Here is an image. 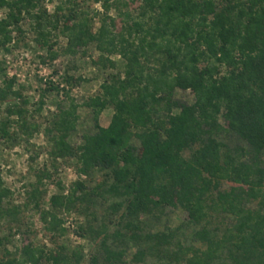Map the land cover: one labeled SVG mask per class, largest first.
Segmentation results:
<instances>
[{
    "label": "trees",
    "instance_id": "obj_1",
    "mask_svg": "<svg viewBox=\"0 0 264 264\" xmlns=\"http://www.w3.org/2000/svg\"><path fill=\"white\" fill-rule=\"evenodd\" d=\"M87 1L59 0L49 13L43 0H1L7 12L0 50L8 51L12 33L28 19L50 59L57 54L49 38L59 32L67 38L64 54L92 45L99 53L93 65L113 67L118 56L123 72L108 75L84 102L93 131L79 145L69 142L77 105L71 100L51 116L43 130L49 156L75 159L84 180L51 196L47 209L32 188L28 198L55 246L21 239L10 251L13 235L0 236V264H126L131 251L132 264H264V0H93L102 11L92 13ZM13 83L0 87V104L19 96ZM56 90L50 84L44 91ZM177 90L190 91L193 102L177 99ZM107 108L113 113L101 126ZM6 113L0 141L12 137V117L29 136L37 130L16 104ZM96 174L101 180L88 186ZM206 175L232 187L206 197ZM10 196L0 178V222L20 234L21 208L9 204ZM167 208L181 209L182 222L154 231L150 219ZM74 211L92 220L76 232L93 245L88 255L56 245L67 232L60 215Z\"/></svg>",
    "mask_w": 264,
    "mask_h": 264
},
{
    "label": "rangeland",
    "instance_id": "obj_2",
    "mask_svg": "<svg viewBox=\"0 0 264 264\" xmlns=\"http://www.w3.org/2000/svg\"><path fill=\"white\" fill-rule=\"evenodd\" d=\"M58 2L59 0H43V6L49 13H52ZM130 6L132 5L130 4ZM84 7L91 13L92 11H102L100 3H93V0H88ZM6 12V7L1 4L0 0V19L4 18ZM114 15V11H111L110 16ZM20 27V32L12 33V41L7 46L8 51L0 50V87H3L5 81L13 79V91L19 94L18 97L10 98L0 104V122L8 118L6 113L8 106L16 104L25 110L26 121L30 125H35L37 130L29 136V133L26 134L16 127L15 117H12L10 119L13 123L9 130L12 137L9 140L0 141V178L4 186L11 192L9 204L21 208L18 223L20 234H17L16 229L9 231L5 223L0 222V236L13 235L9 238L11 242L7 246L10 251L19 247L23 243V239L34 245H44L50 249L55 246L49 242V236L44 232L39 215L33 209V204L28 198L32 188L37 187L42 194L40 204L42 208L47 209L51 196L66 195L73 183L79 179L84 180L77 175L75 159L54 160L49 156L51 146L43 135V130L48 127L51 116L57 112L58 107L68 108L71 100L77 105L76 129L70 136L69 142L74 147L79 145L82 135L93 131L92 114L83 106L84 102L100 92V86L108 75H121L123 72V61L118 56L111 57L114 63L113 67L103 68L93 65L92 62L96 60L99 53L92 45L82 48L76 55L64 54L67 38L59 32H55L49 38L51 51L57 54L56 58L52 60L47 49L39 47L34 42L36 35L28 19H24L20 23ZM97 27L98 23L94 20L93 30ZM50 84L57 90L44 91ZM41 97L43 104L40 107ZM175 97L183 102H193V95L190 91L177 90ZM112 113V108L105 109L99 117V125H108ZM222 142H226L227 145L234 144L233 140L229 142L222 140ZM185 156H188V152L185 153ZM261 160L264 162V154ZM43 173L48 177H43L41 182H38V178ZM207 179H209L208 176ZM100 180V175L96 174L92 181L86 180V184L92 186ZM209 181L206 197L215 196L217 190L228 191L232 187V184L227 181H218L211 177ZM101 212V209L98 210V217ZM158 215L159 219L151 218L149 221L150 226H154V231L175 228L184 218L181 209L167 208ZM60 217L67 232L56 240V245L64 244L70 249L82 247L83 253L88 255L93 245L80 238L76 232L80 225H85L86 222L92 220L79 216L75 211L70 214H61ZM218 220L224 224L230 222L227 217L222 215ZM22 234L27 236H22ZM132 253L133 251L126 258V264H132L130 262ZM0 255H2V251H0ZM84 261L87 262V257Z\"/></svg>",
    "mask_w": 264,
    "mask_h": 264
}]
</instances>
